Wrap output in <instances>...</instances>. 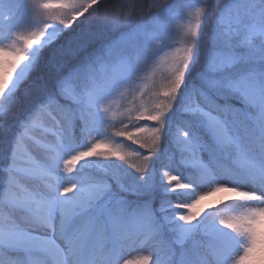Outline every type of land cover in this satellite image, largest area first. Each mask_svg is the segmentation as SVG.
Masks as SVG:
<instances>
[{"label":"snow or ice","instance_id":"6c2138e0","mask_svg":"<svg viewBox=\"0 0 264 264\" xmlns=\"http://www.w3.org/2000/svg\"><path fill=\"white\" fill-rule=\"evenodd\" d=\"M3 7L0 264H264V0Z\"/></svg>","mask_w":264,"mask_h":264},{"label":"trees","instance_id":"16d2710c","mask_svg":"<svg viewBox=\"0 0 264 264\" xmlns=\"http://www.w3.org/2000/svg\"><path fill=\"white\" fill-rule=\"evenodd\" d=\"M115 2H118V0H106V3H108V4L115 3ZM136 2L138 4V7L142 6L144 8H147L150 4L154 3L155 0H136ZM102 15H103V6L101 7V11L99 13L94 14L96 19H93L92 22L96 23L98 21V18L100 16H102ZM228 197H229V195L227 197L223 198V199H219V200H217L215 202H212V203H207L205 200H203V201H201L199 206L207 208L208 205H210V204L211 205H217L220 202L225 201L226 199H228Z\"/></svg>","mask_w":264,"mask_h":264},{"label":"rangeland","instance_id":"374dc122","mask_svg":"<svg viewBox=\"0 0 264 264\" xmlns=\"http://www.w3.org/2000/svg\"><path fill=\"white\" fill-rule=\"evenodd\" d=\"M5 2H6V0H0V15H2L6 11V9L3 7ZM225 195L227 196L230 194L225 193V192H217V193L211 194L209 196H206L204 200L207 203H211V202H214L220 198H223ZM138 255H140L139 252H137L134 248H130L128 250L126 258H136Z\"/></svg>","mask_w":264,"mask_h":264}]
</instances>
